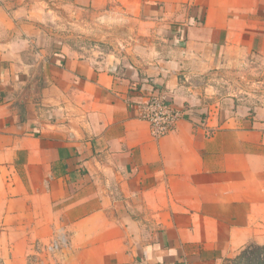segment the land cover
<instances>
[{
    "label": "crops",
    "instance_id": "obj_1",
    "mask_svg": "<svg viewBox=\"0 0 264 264\" xmlns=\"http://www.w3.org/2000/svg\"><path fill=\"white\" fill-rule=\"evenodd\" d=\"M80 31L115 49H81ZM252 62L264 0H0V264H226L264 247V100L216 97L222 69ZM152 91L183 110L160 138L133 107Z\"/></svg>",
    "mask_w": 264,
    "mask_h": 264
},
{
    "label": "rangeland",
    "instance_id": "obj_2",
    "mask_svg": "<svg viewBox=\"0 0 264 264\" xmlns=\"http://www.w3.org/2000/svg\"><path fill=\"white\" fill-rule=\"evenodd\" d=\"M99 33L96 31L89 35L82 31L77 32L76 43L86 51H113L115 48L109 46L106 39H94L93 35L96 34L95 37L98 38ZM90 37L93 38L90 39ZM218 84L219 92L217 94L219 95H216L217 98L223 97L224 100L231 98L235 104H258L264 100V63L252 62L243 65L242 68L231 70L229 73L222 69ZM43 252V257L51 255L48 252ZM38 260L40 261V257H38ZM257 262H260L258 256L254 252H250L249 254L240 255L226 264H255Z\"/></svg>",
    "mask_w": 264,
    "mask_h": 264
},
{
    "label": "built area",
    "instance_id": "obj_3",
    "mask_svg": "<svg viewBox=\"0 0 264 264\" xmlns=\"http://www.w3.org/2000/svg\"><path fill=\"white\" fill-rule=\"evenodd\" d=\"M133 107L136 110L137 117L149 124L150 133L155 138H160L172 131L177 121L183 116V110L174 106L166 94L161 91L150 92ZM66 245L67 239L63 233L47 243L35 240L30 257L33 261H36L38 257L43 255V251L52 254ZM255 264L262 263L257 262Z\"/></svg>",
    "mask_w": 264,
    "mask_h": 264
},
{
    "label": "trees",
    "instance_id": "obj_4",
    "mask_svg": "<svg viewBox=\"0 0 264 264\" xmlns=\"http://www.w3.org/2000/svg\"><path fill=\"white\" fill-rule=\"evenodd\" d=\"M253 252L258 256L259 258V255L260 254H264V247H254L253 248Z\"/></svg>",
    "mask_w": 264,
    "mask_h": 264
}]
</instances>
